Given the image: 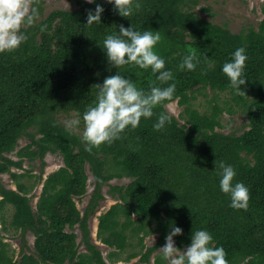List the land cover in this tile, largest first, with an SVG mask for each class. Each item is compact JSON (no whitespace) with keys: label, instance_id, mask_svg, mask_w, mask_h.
I'll return each mask as SVG.
<instances>
[{"label":"trees","instance_id":"obj_1","mask_svg":"<svg viewBox=\"0 0 264 264\" xmlns=\"http://www.w3.org/2000/svg\"><path fill=\"white\" fill-rule=\"evenodd\" d=\"M78 1L81 6L76 10L54 9L27 26L24 30L29 39L14 51L0 53V222L7 230L4 211L14 206L9 224L20 230L22 251L27 246L26 232L32 230L36 235L35 251L22 254L19 261L13 260L6 242L0 241V264H112L92 242L89 218L105 198L103 187L123 176L133 179L127 185L110 187V195L120 201L99 216L97 236L115 248L109 257L121 255L134 234L140 236L142 248L144 237L140 234L148 233L151 227L143 218H150L159 220L161 239L173 223L183 229L174 237L178 247L190 243L193 229L206 228L215 245L224 247L229 264H264V2L258 27L233 34L224 26L177 8L178 0H139L140 7L133 8L131 17L119 15L107 0H96L104 12L101 22L92 25L86 24L87 12L96 4ZM32 2L41 13L40 0ZM41 24H47L45 31L40 30ZM120 24L160 32L155 48L173 72L174 80L166 83L176 84L171 102L185 105L187 123L181 124L171 114V123L155 130V114L162 110L158 106L153 117L142 118L137 128L127 129L111 144L88 152L80 135L66 131L54 113L68 106L82 114L95 98L94 84L118 70L131 76L137 87L147 89L152 82L166 86L156 81L150 68L109 67L102 41L105 34L118 32ZM239 46L245 47L248 56L247 81L241 85L245 93L235 94L248 128L239 134L223 133L216 129L220 124L218 110L201 112L189 102L196 86L234 93L221 66ZM188 52H195L199 63L194 70L181 71L177 65ZM22 136L30 142L18 151L21 159L15 160L6 153L15 149ZM48 151L60 152L64 165L46 178L44 171L39 175L30 169L13 171V167H23L24 156L31 161L42 159ZM215 160L217 164L221 160L232 164L237 172L234 182L243 181L249 187L247 209L229 207L228 195L219 188ZM179 163L197 170L200 177L191 190L174 197L168 190L170 168ZM87 164L96 185L82 212L75 198L87 193ZM4 173L11 175L16 188L3 183ZM41 181L35 210L30 194ZM207 196L211 202L203 205ZM77 225L86 247L83 251L77 242ZM160 244L147 247L145 252L130 251L124 258L131 260L141 252V259L149 260ZM155 262L165 261L158 254Z\"/></svg>","mask_w":264,"mask_h":264},{"label":"clouds","instance_id":"obj_2","mask_svg":"<svg viewBox=\"0 0 264 264\" xmlns=\"http://www.w3.org/2000/svg\"><path fill=\"white\" fill-rule=\"evenodd\" d=\"M95 9L87 12L86 24L101 22L104 7L96 0ZM114 10L121 16L131 17L133 8H139V0H107ZM40 10L32 0H0V53L11 52L19 48L29 39L24 30L27 26L37 23ZM47 24H41L40 30L45 31ZM161 40L160 32L145 28L135 29L132 25L118 26V32L105 34L102 50L105 52L109 67L120 69L122 65L138 66L141 69H151L156 74V81L166 86L152 82L145 89L137 87L131 76L122 75L118 70L115 74L106 76L102 83H95L96 93L92 103L86 105L82 114H77L65 120L64 128L68 132L79 131L83 123L80 139L85 150L91 152L93 148L102 144H111L119 139L127 129H135L141 119L147 120L154 115V109L162 110L155 114L156 119L152 127L160 131L171 123L172 116L167 106L174 98L176 84L171 69L165 67V58L161 56L155 46ZM100 44V43H99ZM221 66L222 73L228 79L229 87L236 94H244L241 85H245L244 75L248 59L244 46H239L230 53ZM199 63L195 52H188L182 56L177 67L179 70H194ZM215 169L219 177V188L229 197V207L247 209L250 199V189L243 181H235L236 169L232 164L216 160ZM134 215V214H133ZM183 229L173 223L170 231L165 235V243L159 247L165 264H229L226 251L222 245H215L212 233L206 228L193 229L190 243L183 248L176 246L174 237L182 234Z\"/></svg>","mask_w":264,"mask_h":264},{"label":"rangeland","instance_id":"obj_3","mask_svg":"<svg viewBox=\"0 0 264 264\" xmlns=\"http://www.w3.org/2000/svg\"><path fill=\"white\" fill-rule=\"evenodd\" d=\"M89 1V0H84ZM264 0H178L176 7L182 9L183 11H190L203 19L212 21L221 26L228 28L233 34H237L242 30H246L250 27L257 28L260 21L263 18L262 4ZM39 5L42 7V12L40 19L46 17L54 9H66V10H76L81 4L78 0H40ZM189 105L194 108H198L201 112L211 113L215 109L218 110V117L220 124L216 127L218 131L223 133H241L244 129L248 128V119L244 112L242 105L236 100V94L230 91H219L214 90L210 86L199 87L196 86L192 92V98H190ZM185 105L179 103L177 100L171 102L167 106V111L170 114L176 116L181 124L187 123L184 119L185 115ZM78 113L66 106L62 110L54 113V116L59 122H63L67 119H71ZM83 123L79 131H74L78 135L82 133ZM77 135V136H78ZM29 137L22 136L19 138L15 149L12 152L6 153L8 156L14 158L15 160L21 159L18 151L29 143ZM23 167L17 168L13 167V171L23 172L24 170L30 169L33 173L39 175L44 171V178L47 175L59 167L64 165V158L60 152L48 151L45 156L41 158H36L34 160H29L28 157H23ZM176 164V163H175ZM172 166V167H171ZM170 167V178L168 182V190L174 196L177 197L181 193L191 190V188L197 183L198 177H200L199 172L192 169L187 164L179 163L178 165L172 164ZM87 172L89 174L88 179V190L87 193L76 197V202L78 208L83 212L88 206L91 199V195L95 188V177L92 173L90 165L87 164ZM3 183L9 188H16L14 180L8 173L1 174ZM132 177L123 176L115 177L109 181L103 187V192L105 198L100 201V205L97 207L95 213L89 218V227L91 230V240L101 249L106 261L112 264H156L155 258L158 254H161L159 247L165 243V239H161L158 228L160 227V222L158 219L143 218L145 222L148 223L149 232H142L140 235L144 237L143 247L141 248L140 236L134 234L129 238L130 245L127 246L126 250L119 256L114 255L112 258L109 257L110 252L115 249L105 243H103L97 236L99 216L107 211L112 204L120 201V199L114 198L109 193V189L112 185H127L132 180ZM33 177L30 181H34ZM43 182L41 181L35 186V189L31 192L32 195V206L36 210L37 202L42 191ZM211 202L209 196L205 197L202 201L203 205ZM14 213V206H7L4 211V218L8 222V229L3 230L0 222V241L6 242L7 250L9 255L12 256L13 260L19 261L24 253H32L35 251V238L36 235L32 230H28L25 234V244L27 245L22 251V238L20 230H15L10 224L11 217ZM134 214V215H133ZM133 219H137L138 215L133 213ZM125 217H122L124 219ZM75 231L78 233L77 242L79 243V249L81 251L86 250L85 245L82 241V231L79 225H77ZM130 232V230H128ZM161 243L158 248L153 251L149 256V260H142V254L136 256L131 260H127L124 257L130 251L133 250H143L146 251L147 247L154 246L157 243ZM1 247V242H0ZM245 261L239 264H244ZM18 264V263H16ZM45 264V263H44ZM68 264V263H67ZM165 264V262H164Z\"/></svg>","mask_w":264,"mask_h":264}]
</instances>
